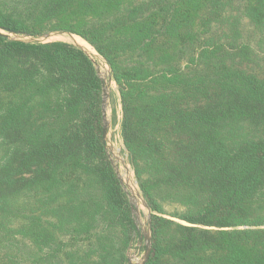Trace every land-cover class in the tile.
<instances>
[{
  "label": "trees",
  "instance_id": "trees-1",
  "mask_svg": "<svg viewBox=\"0 0 264 264\" xmlns=\"http://www.w3.org/2000/svg\"><path fill=\"white\" fill-rule=\"evenodd\" d=\"M6 1L1 28L70 32L109 65L154 213L144 264H264V0ZM1 146L0 264H127L135 227L80 49L0 36Z\"/></svg>",
  "mask_w": 264,
  "mask_h": 264
},
{
  "label": "rangeland",
  "instance_id": "rangeland-1",
  "mask_svg": "<svg viewBox=\"0 0 264 264\" xmlns=\"http://www.w3.org/2000/svg\"><path fill=\"white\" fill-rule=\"evenodd\" d=\"M17 1L18 0L6 1L7 2L6 8H8L9 10H14L13 9L14 7H12L10 5L12 3H14L13 5L15 6ZM53 33L72 34L70 32L64 31V30H55V31L44 32V33H41L38 35H30V36L34 40H36L35 42L37 44H46V43H52V42L62 43L59 40H57L58 37H52L51 36L50 38H46V40L43 37L45 35H51ZM0 34H2L1 31H0ZM72 35L74 36V38L77 41H79L85 45L88 44L92 49H94L88 42L83 40L81 37H79L75 34H72ZM12 38L13 37L10 36L7 39L9 41H14V40H12ZM39 42H43V43H39ZM27 44H30V43H27ZM64 44H66V43H64ZM90 47H89V49H91ZM95 70H96L97 75L100 79V82L101 81L103 82L104 74H106L107 72H109L111 75V81L112 82L109 86V89L106 90L107 95H108V97L106 99V115H107V119H108V141H109L107 144V146H108L107 155H108V158L110 160L112 167L114 166L113 167L114 171H116L118 173L119 178L122 180V182L124 184L122 189L127 196L129 206H130V210H131L132 204L135 207L137 206V209H138L139 217L132 214V212H131L133 224L135 227V233H133L131 241L129 243L128 250L126 252V258H127V264H129L130 262L132 264H140L142 262V259H143L144 253H145V248H146V241L144 238L146 231L150 235V247H151L150 225H151V214H154V213L151 210L147 211V209H145V207L142 206L141 202L139 200H137L136 197H135L136 201L134 200V202L136 204L133 203L132 190L133 189L135 191L138 190L139 194H141V191L139 189L137 180L134 176V172H133V169L131 167L130 160H129V155H128L127 149L123 143L122 136H121L122 108H121V102H120V98H119V89H118V86L116 85V83L112 79L111 70H110V67L108 64H100L99 63V64H97V68H95ZM108 70H110V71H108ZM102 100H103V90H102V86H101V103H102ZM2 148H3V146L0 147V156L3 152ZM129 187L131 189L132 188L133 189L131 190V189H129ZM141 196H142L143 200L145 201L142 194H141ZM145 203H146V201H145ZM146 205H147V203H146ZM147 207H148V205H147ZM170 210H172V209H170ZM165 218H169V217L166 216ZM169 219H172V218H169ZM174 221L179 222L178 220H175V219H174ZM62 240L67 245L68 248H70V249L73 248L72 246L70 247L67 244L68 243L67 237H63ZM71 256L74 257L73 255H71ZM39 263H41V262H39Z\"/></svg>",
  "mask_w": 264,
  "mask_h": 264
},
{
  "label": "water",
  "instance_id": "water-1",
  "mask_svg": "<svg viewBox=\"0 0 264 264\" xmlns=\"http://www.w3.org/2000/svg\"><path fill=\"white\" fill-rule=\"evenodd\" d=\"M0 31L2 33V34H0V36H3L5 38L6 37L9 38L11 36V37L14 38V39L12 38V40L17 41V42H23V43L26 42V43H30V44H37L35 42L36 40H34L30 35L14 33V32L8 31L6 29H3L1 27H0ZM51 36L52 37H58L57 40H59L62 43H66L68 45H71V46L79 48L91 60V62L93 63L95 68H97V64H99V63L100 64H107L106 61L99 54H97L94 51V49H92L87 43L86 44L92 49V51H88L84 47H81L78 44H76L73 41H71L69 37L70 36L73 37L72 34L53 33L51 35H45L43 37L46 40V38H50ZM39 43H43V42H39ZM108 71H110V70H108ZM111 82H112L111 81V75H110L109 72H107L106 74H104L103 82L101 81V86H102V90H103V100H102V103H101V111H102V139H103V142H104V145H105L106 152H107V149H108L107 144L109 142L108 141V119H107V115H106V99H107L108 95H107L106 90L109 89V86H110ZM115 173L117 175V178L119 180V183H120L121 187H123L124 184H123L122 180L119 178L118 173L116 171H115ZM129 189H131V188L129 187ZM132 195H133L132 196L133 203H135L134 200L136 201V199H137V200H139L141 202L142 206H144L145 209H147V211H150V209L147 207L145 201L143 200L141 194L138 193V190L135 191L133 189L132 190ZM135 197H136V199H135ZM131 212H132V214H134V215L139 217L137 206L135 207L132 204ZM144 238H145V241H146V248H145V253H144L142 262L140 264H144L147 261V259L149 257V254H150V235L148 234L147 231L145 232ZM129 264H132V263L130 262Z\"/></svg>",
  "mask_w": 264,
  "mask_h": 264
},
{
  "label": "bare ground",
  "instance_id": "bare-ground-1",
  "mask_svg": "<svg viewBox=\"0 0 264 264\" xmlns=\"http://www.w3.org/2000/svg\"><path fill=\"white\" fill-rule=\"evenodd\" d=\"M69 38H70L71 41H73L74 43L78 44L79 46L84 47V48L87 49L88 51H92V49H89V46H88V45H85V44H83V43L77 41V40L74 38V36H73V37L70 36ZM83 42H84V41H83Z\"/></svg>",
  "mask_w": 264,
  "mask_h": 264
}]
</instances>
